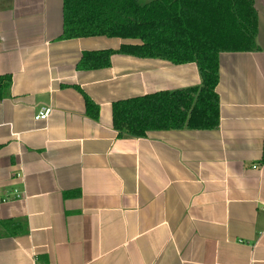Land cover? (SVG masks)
Returning a JSON list of instances; mask_svg holds the SVG:
<instances>
[{"label":"crops","instance_id":"obj_1","mask_svg":"<svg viewBox=\"0 0 264 264\" xmlns=\"http://www.w3.org/2000/svg\"><path fill=\"white\" fill-rule=\"evenodd\" d=\"M254 7L258 49L219 54L217 128L118 136L113 102L197 86V65L114 52L78 69L122 40L61 39L62 0H0V220L19 222L0 226V264H264V0Z\"/></svg>","mask_w":264,"mask_h":264},{"label":"trees","instance_id":"obj_2","mask_svg":"<svg viewBox=\"0 0 264 264\" xmlns=\"http://www.w3.org/2000/svg\"><path fill=\"white\" fill-rule=\"evenodd\" d=\"M254 3L255 0H62L60 38L102 35L122 40L117 50L84 53L78 69L107 66L114 52L197 65L201 79L197 86L113 102L112 124L118 136H144L154 130L214 129L219 125V54L258 49ZM9 84L10 76L0 75V99ZM83 95L87 115L96 119L98 106ZM18 223L0 220V226ZM16 229H10V233L21 232Z\"/></svg>","mask_w":264,"mask_h":264},{"label":"built area","instance_id":"obj_3","mask_svg":"<svg viewBox=\"0 0 264 264\" xmlns=\"http://www.w3.org/2000/svg\"><path fill=\"white\" fill-rule=\"evenodd\" d=\"M51 112V107H43L41 110H39L35 115H34V120L40 121V120H46L47 117L49 116Z\"/></svg>","mask_w":264,"mask_h":264}]
</instances>
